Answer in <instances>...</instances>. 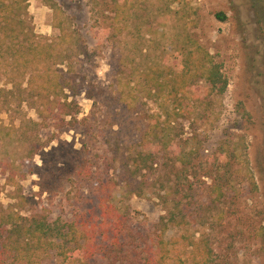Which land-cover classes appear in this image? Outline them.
Masks as SVG:
<instances>
[{"label": "trees", "instance_id": "1", "mask_svg": "<svg viewBox=\"0 0 264 264\" xmlns=\"http://www.w3.org/2000/svg\"><path fill=\"white\" fill-rule=\"evenodd\" d=\"M134 1L88 0L97 39L90 47L64 25L54 0H45L54 9V37L35 31L29 0H0V74L10 85L0 88V96L8 107L26 104L39 118L34 125L65 130L82 121L79 95L95 102L110 88L102 122L111 138L103 159L84 143L77 201L66 217L0 209V264H264V224L242 230L230 222L228 217L241 214V189L227 169L213 170L202 157L200 134L185 130L188 116L227 91L223 67L192 31L198 21L181 0H170L179 6L164 9V26L175 22V31L135 24L125 33ZM125 34L135 42L130 62L122 48ZM104 49L108 83L98 77L95 63ZM218 152L225 157L228 149L222 145ZM119 186L129 196L154 190L164 214L148 226L135 222L113 201ZM244 189L258 190L252 171ZM217 225L229 230L224 247ZM239 242L257 245L262 256L239 262Z\"/></svg>", "mask_w": 264, "mask_h": 264}, {"label": "rangeland", "instance_id": "2", "mask_svg": "<svg viewBox=\"0 0 264 264\" xmlns=\"http://www.w3.org/2000/svg\"><path fill=\"white\" fill-rule=\"evenodd\" d=\"M54 1L62 7L64 25L79 32L89 46L94 47L97 39L90 29L88 0ZM181 1L188 9L192 8L191 19L198 21L196 26H191L192 31L221 63L229 81L224 95L208 98L207 105L199 106L188 116L185 130L200 134V139L204 140L202 157L209 161L213 170L224 172L227 169L232 182L241 189V214H237L241 218L228 217L230 222L234 225L239 222L238 227L242 230L258 227L264 224V0ZM169 4L179 6L178 2L170 0H135L127 11V16H132V26L125 33L134 30L135 24L154 31L159 29V32L175 31V22L167 23V26L163 23L168 19L169 13L164 14V9ZM28 11L37 33L50 37L59 33L53 26L54 9L45 0H29ZM220 12L226 14L225 20L217 18ZM134 44L126 34L123 36L122 48L128 62ZM162 45L163 42L156 44ZM98 53L100 57L95 62L97 75L108 83V49L98 50ZM92 74L90 71L89 77ZM1 87L10 88V85L0 74ZM104 92L95 102L84 93L79 95L81 110L78 119L82 121L76 127L59 131L52 126L34 125L32 121H39V118L33 108L26 104L8 107V99L0 96L1 210L12 208L23 214L53 220L66 217L73 209L79 187L76 183L78 170L86 156L84 143L91 154L101 159L109 149L107 140L111 138L106 136L108 129L106 123L103 126L102 115L107 109L105 100L109 102L104 95H110V88ZM210 101L211 105L208 104ZM222 145L228 149L225 157L218 152ZM32 149H37L36 153L31 152ZM251 171L258 184L255 192L242 190ZM152 191L144 196H129L119 186L113 191V201L121 210H128L135 222L148 226L164 214L160 199ZM216 228H219L218 237H223L224 247L231 241L227 236L229 230L224 231L219 225ZM236 247L240 248L239 262L262 256V251L252 243L239 242Z\"/></svg>", "mask_w": 264, "mask_h": 264}]
</instances>
